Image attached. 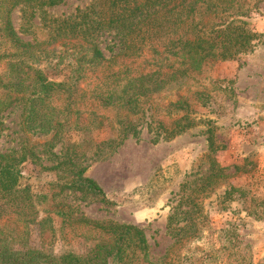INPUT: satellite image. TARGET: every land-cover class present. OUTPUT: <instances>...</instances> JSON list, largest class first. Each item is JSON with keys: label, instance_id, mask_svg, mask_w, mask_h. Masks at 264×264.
Returning a JSON list of instances; mask_svg holds the SVG:
<instances>
[{"label": "trees", "instance_id": "1", "mask_svg": "<svg viewBox=\"0 0 264 264\" xmlns=\"http://www.w3.org/2000/svg\"><path fill=\"white\" fill-rule=\"evenodd\" d=\"M65 1L0 0V137L5 113L13 107H21L25 137L21 148L0 152V264H255L237 240L210 253L204 249L209 221L200 204L196 212L175 209L167 225L174 243L156 260L141 228L79 216L78 208L62 199L80 194L108 205L101 186L86 176L90 161L111 155L130 137L139 139L144 124L158 144L207 123L194 117L191 95L166 107L156 104L157 99L216 63L252 52L261 36L244 18L263 0H96L74 19L55 20L45 41H24L16 32L15 8L24 5L34 19L35 9ZM107 31L118 40L110 56L101 46ZM195 94L209 101L206 89ZM161 112L169 120L160 119ZM105 125L115 138H107V129L101 138ZM215 130H208L209 148L225 150V144H217ZM27 163L56 173L46 193L22 186ZM224 170H215L207 186L226 178ZM252 204L247 214L263 219L264 200ZM55 218L61 219L62 233L75 228L76 236L92 246L60 256L47 251L56 238ZM36 230L40 243L32 246Z\"/></svg>", "mask_w": 264, "mask_h": 264}, {"label": "rangeland", "instance_id": "2", "mask_svg": "<svg viewBox=\"0 0 264 264\" xmlns=\"http://www.w3.org/2000/svg\"><path fill=\"white\" fill-rule=\"evenodd\" d=\"M95 1L66 0L59 6L35 9L34 19L32 10L21 5L12 13L13 26L24 41H45L55 20L74 19L79 10ZM257 9L244 18L248 27L261 36L252 52L234 61L216 63L202 75L179 82L157 99L156 104L166 107L191 95L194 117L207 123H198L174 139L158 144L152 142L153 132L144 124L139 139L130 137L111 155L90 161L86 176L101 186L108 205L98 197L80 194L67 195L62 202L78 208L79 216L91 220L141 228L153 246L156 260L174 243L167 225L175 209L179 206L182 213L200 204L209 221L202 239L208 253L212 248L231 247L229 242L237 240L240 246L247 247L245 253L253 257L255 264H263L264 218L255 219L247 214L253 201L264 200V0ZM25 31L30 34L25 35ZM103 34L101 46L110 56L118 40L113 31ZM3 47L0 35V52ZM5 67L2 65L1 70ZM203 89L207 90L208 102L204 96L195 94ZM162 113L160 119L167 120L168 116ZM103 114L111 116L110 112ZM173 114L178 118L177 113ZM20 116L21 107L5 113L0 152L9 153L23 146ZM108 127L102 129V139L106 129L107 138L112 135L115 138ZM212 127L216 128L217 144H225V150L209 148L208 130ZM219 168L226 169V178L217 179L216 184L208 187L206 179ZM22 173V186H30L35 194L46 193L47 183L56 179L55 172L43 171L31 163L22 166ZM231 189L232 195L226 198L225 193ZM55 225L56 238L47 251L60 256L72 251L86 252L92 246L76 236L75 228L68 226L62 233L60 218H55ZM228 230L235 231L236 238H229ZM38 243L40 232L36 230L31 244Z\"/></svg>", "mask_w": 264, "mask_h": 264}, {"label": "crops", "instance_id": "3", "mask_svg": "<svg viewBox=\"0 0 264 264\" xmlns=\"http://www.w3.org/2000/svg\"><path fill=\"white\" fill-rule=\"evenodd\" d=\"M264 167V166H263ZM262 170V169H261ZM264 172V171H263Z\"/></svg>", "mask_w": 264, "mask_h": 264}]
</instances>
